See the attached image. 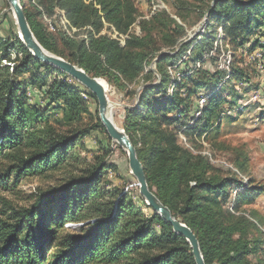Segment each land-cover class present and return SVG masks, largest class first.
Returning a JSON list of instances; mask_svg holds the SVG:
<instances>
[{"label":"trees","instance_id":"obj_1","mask_svg":"<svg viewBox=\"0 0 264 264\" xmlns=\"http://www.w3.org/2000/svg\"><path fill=\"white\" fill-rule=\"evenodd\" d=\"M21 4L46 50L91 75L113 71L119 80L138 86L133 91H138V106L125 108L122 128L137 148L150 189L197 235L206 264H264V239L257 224L245 213L230 210L232 205L238 211L239 202L252 203L253 189L240 179L209 173V165L179 143V131L188 136L207 131L214 121L220 124L224 101L211 91L216 76L227 71L207 70L205 79L190 88L199 70H186L185 82L174 80L173 92H168L171 78L163 63L175 65L194 43L198 48L194 61L213 59V52L221 53L214 45L215 36L196 38L159 58L155 66L161 79L155 83L154 70L148 68L147 38L130 35L122 44L101 34L105 22L119 34L130 30L138 16L134 0H21ZM204 8L208 25L222 28L220 42L231 52L229 80L249 81L248 73L233 67L235 52L230 45L249 44L257 28L264 26V0H210ZM57 10L64 11L71 35L63 30ZM43 16L61 24L58 38L47 31L40 20ZM255 42L259 44L260 37ZM24 74H29L31 84L45 87V100L55 114L28 102L26 83L20 79ZM201 90L206 104L200 110L190 100ZM86 97L96 99L68 74L33 56L19 32L14 40L0 37V159L9 162L0 165V189L10 190L24 177H48L73 165L80 139L94 131L107 134L98 111L90 113ZM193 109L201 114L190 123ZM84 113L92 116L89 127L60 131L55 126L60 118L74 122ZM96 142L98 150L110 153L108 143ZM110 169L114 165L98 156L87 169L38 193L29 207L16 208L5 201L0 264H196L186 238L144 197L140 203L104 181ZM240 189L244 194L233 200V191ZM67 223L73 226L66 227Z\"/></svg>","mask_w":264,"mask_h":264},{"label":"rangeland","instance_id":"obj_2","mask_svg":"<svg viewBox=\"0 0 264 264\" xmlns=\"http://www.w3.org/2000/svg\"><path fill=\"white\" fill-rule=\"evenodd\" d=\"M134 2L138 8L137 19L126 34L119 36L124 43L119 41L125 44L130 35L147 38L148 44H150L148 48L149 69L156 68L152 64L162 54H173L174 51L180 49L182 44L192 43L196 38L200 40L201 37L210 33L215 36V47L221 50V53L213 52V59L208 57L204 58V62L194 61V57L198 53L197 45L194 43L175 65L172 66L169 62H164L163 68L171 78L168 85L169 93H172L175 87L173 86L174 80L179 81L180 79L179 82H185L182 73L186 70L189 73L196 69L199 70L198 74L195 73L193 76L195 81L189 82L190 88H193L201 78L205 79L207 70L212 74L222 71L224 60L229 54L225 49L229 47L220 42L219 38L223 35L222 28L218 26L213 29L208 25L209 20L205 14L207 9L204 7L210 3V0H134ZM60 17L63 30L71 35L69 21L65 22L63 14ZM40 20L47 31L58 38L60 31L57 27H60L61 24L56 18L52 21L50 17L43 16L40 17ZM177 24L181 25L182 29L178 28ZM104 25L101 34L110 35L113 26L106 22ZM73 30L75 31V29ZM16 36H18V26L10 5L7 0H0V37L14 40ZM259 37L261 42L258 44L255 39L259 40ZM230 47L235 52L233 67L243 69L248 73L249 81H230L229 78H226L229 74L228 71L218 74L212 84L214 90L211 92L214 95L219 94L224 101L220 106L222 116L220 124L217 125L214 121L207 131L191 132L188 136L179 131V143L193 154L201 157L202 163L209 165V173L220 178L240 179L253 189L252 203L239 202L238 211L232 205L230 210L235 214L245 213L251 218L257 224L258 233L264 239V26L257 28L249 44L241 47L235 43ZM254 47L256 49H253ZM3 64L6 62L3 61ZM154 74L156 76L155 83H159L161 75L157 71H154ZM221 76L223 78L220 80ZM100 78L107 83V94L111 104L113 103L114 121L123 127L125 108L138 106L136 100L138 91L136 94L133 93L135 87L138 86L119 80L113 71L107 72ZM20 79L26 83L28 102L37 105L40 109L48 107L52 112L54 108L49 106L45 100V87L40 88L38 85L31 84L29 74H24ZM204 93V90H201L197 96L190 100V103L193 101V106L198 105L200 110L206 104L201 106V100L205 97ZM86 99L90 113L95 114L96 110L99 113L97 99L89 97ZM194 109L190 114V123H193L194 119L201 114L200 110L195 111ZM60 119V122L55 124L60 131H69L75 127H89L93 123L89 113H84L78 121L74 122ZM106 135L110 137L108 132L104 134L94 131L89 136L80 139L75 151V160L72 162L73 165L55 171L48 177H24L10 190L1 188L0 216H5L3 213L7 209L5 201H9L16 208L29 207L38 193L60 185L68 176L80 173L81 169H87L96 162L98 156L104 159L105 163L113 164L116 169L108 170L104 181L130 193L136 201L141 203L143 196L140 194L136 177L130 172L128 154L111 137L109 143ZM97 139L109 144L110 153L108 155L98 150ZM8 164L9 162L0 159L1 166ZM243 194L244 189L233 191V200ZM146 212L150 211L146 209ZM72 226V223H67L66 227ZM253 261L256 262L257 258Z\"/></svg>","mask_w":264,"mask_h":264},{"label":"water","instance_id":"obj_3","mask_svg":"<svg viewBox=\"0 0 264 264\" xmlns=\"http://www.w3.org/2000/svg\"><path fill=\"white\" fill-rule=\"evenodd\" d=\"M13 12L16 24L18 26L19 38L30 50L31 54L39 61L52 65L71 78L81 83L87 88L98 101V110L100 119L105 126L110 137L116 141L123 150L128 154L130 172L136 177L140 194L144 197L146 203L154 209L164 220L171 223L176 233L184 236L192 248V252L196 264H206L201 245L197 235L181 220L177 219L172 211L166 206L157 195L150 189L147 181V176L144 169V164L138 157L137 148L134 146L131 138L125 130L115 123L113 118V103L109 100L105 85L100 77L87 73L82 67L77 64L71 63L64 58L51 53L46 50L35 37L26 14L21 4V0H7ZM167 53L162 54L159 58L164 57ZM156 71V68H153Z\"/></svg>","mask_w":264,"mask_h":264},{"label":"built area","instance_id":"obj_4","mask_svg":"<svg viewBox=\"0 0 264 264\" xmlns=\"http://www.w3.org/2000/svg\"><path fill=\"white\" fill-rule=\"evenodd\" d=\"M57 13L60 14V15L63 14V18H64L65 22L68 23V21H67L65 15H64L63 10H57ZM63 18H62V19H63ZM219 30H220V34H221V29L219 28ZM110 35H111L112 37H114V38H117L118 40H121V39H122V38L120 39V37H119V36H122V35L119 34V33L115 30L114 27L111 28ZM121 42L124 43L123 40H121ZM228 52H229V54H228L227 57L225 58V60H224V65H223L222 67H223V69H226V71H228V72L230 73V65H231V61H232V55H231V52H230V51H228ZM226 78H229V76H226ZM204 103H206V97H203V98H202V100H201V106H203Z\"/></svg>","mask_w":264,"mask_h":264},{"label":"bare ground","instance_id":"obj_5","mask_svg":"<svg viewBox=\"0 0 264 264\" xmlns=\"http://www.w3.org/2000/svg\"><path fill=\"white\" fill-rule=\"evenodd\" d=\"M102 80V82H103V84L105 85V88H106V91H107V83H106V81L104 80V79H101ZM116 123V122H115ZM118 125V124H117Z\"/></svg>","mask_w":264,"mask_h":264}]
</instances>
